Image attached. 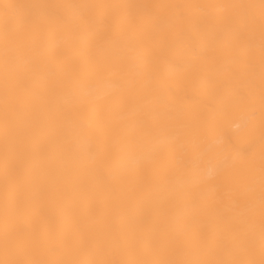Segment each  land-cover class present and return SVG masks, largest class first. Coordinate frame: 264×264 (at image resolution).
<instances>
[{
  "label": "bare ground",
  "instance_id": "obj_1",
  "mask_svg": "<svg viewBox=\"0 0 264 264\" xmlns=\"http://www.w3.org/2000/svg\"><path fill=\"white\" fill-rule=\"evenodd\" d=\"M0 264H264V0H0Z\"/></svg>",
  "mask_w": 264,
  "mask_h": 264
}]
</instances>
